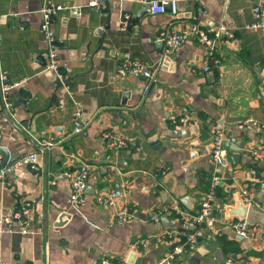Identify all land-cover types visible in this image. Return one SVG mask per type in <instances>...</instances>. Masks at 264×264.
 I'll return each mask as SVG.
<instances>
[{"label": "crops", "instance_id": "crops-1", "mask_svg": "<svg viewBox=\"0 0 264 264\" xmlns=\"http://www.w3.org/2000/svg\"><path fill=\"white\" fill-rule=\"evenodd\" d=\"M47 1L67 5L52 20L63 82L46 67L40 28L45 0H0V79L9 81L6 100L14 103L20 93L28 109L18 104L11 111L0 97V145L13 158L51 142L38 153L34 170L19 164L0 180V213L22 198H36L27 216L30 231L0 233L1 259L6 264H96L103 256L123 264L163 261L183 237L137 248L131 243L181 226L172 210L165 213L175 225L150 219L160 207L174 200L184 205L181 199L187 197L190 210L198 208L212 174L210 143L222 128L242 151L234 161V150L226 147L228 164L213 206L216 221L174 261L223 264L231 256L242 264H264V188L251 183L252 168L264 177V132L240 124L248 116L264 121V30L246 26L256 19L253 4L264 0H177L175 14L167 6L159 12L146 6L141 23L131 29L120 20L121 9L128 2L139 9L146 0H107L102 9L87 0ZM194 21L225 25L234 37L213 49L190 37L164 51L156 39L159 29L169 24L180 30ZM124 51L152 66L153 77H120L116 64ZM205 64L211 68L204 70ZM76 106L81 113L75 119ZM172 115L194 121L176 122ZM105 130L129 136L116 156L102 136ZM162 161L170 166L164 175ZM84 163L90 167L88 183L83 200L74 204L66 171ZM242 186L260 205L240 202ZM111 189L120 195L100 201ZM124 203L134 217L118 221L115 212ZM238 217L255 227L249 235L231 228L229 222Z\"/></svg>", "mask_w": 264, "mask_h": 264}, {"label": "built area", "instance_id": "built-area-1", "mask_svg": "<svg viewBox=\"0 0 264 264\" xmlns=\"http://www.w3.org/2000/svg\"><path fill=\"white\" fill-rule=\"evenodd\" d=\"M107 0H87V5L92 8L102 9L105 7ZM151 6L154 12L164 11L166 5H169V10L171 13L175 14L177 12V0H152ZM67 7V5L52 2L45 0L44 4L41 7V23L40 28L43 32L44 39L47 43L46 51V67L54 71L56 78L59 81L63 82V73L60 71L59 67V58L57 55V50L55 46L56 34L52 26V20L55 13ZM72 8V7H71ZM74 8V7H73ZM74 10V9H73ZM253 13L256 19L247 24L246 26L253 29H263L264 30V3L257 2L252 6ZM194 38L197 43L204 46L207 49H213L215 45L220 40H227L234 37V31L228 28L225 25H207L197 21L190 23L188 26L180 30H175L170 27L169 24L163 26L159 29L156 39L161 41L164 45V51L169 52L170 50L179 47L182 43L185 42L188 38ZM211 68L210 64H205L203 66L204 70H209ZM154 68L149 64L145 63L138 56L133 55L129 51H124L117 61L116 64V73L120 77H127L131 75L143 76L146 79H151L153 77ZM8 84H1V91L5 93L8 91ZM149 89V82L143 85V92H147ZM5 105L9 106L11 102L6 100L4 96ZM80 107L76 106L73 112V117H80ZM176 122H186L191 123L194 121L190 119L189 116H180L176 117L175 115L171 116ZM240 124L256 133L264 132V121L253 116H248L244 118ZM76 129H79L76 127ZM104 138H108L111 141L112 153L117 155L120 152V149L124 147L129 140V136L123 134L112 133L109 130L102 132ZM229 139L226 135V132L222 128L215 129L213 137L210 143V157L213 163L212 174L209 181V186L204 192L203 196L200 199L199 206L195 211H192L186 208L182 203L177 200H174L171 204L164 205L158 210L150 214V219L158 221L160 219V214L165 213L168 210H172L176 214V221L181 223L179 228H166L165 230L153 233L139 238L135 242L131 243L132 248H137L139 246H146L151 243L153 240L162 239L164 237H174L177 234V238L183 237V241L177 242L172 246V249L168 255L164 258L165 264H179L174 261V258L177 254L181 253L185 247H194L197 243V240L205 232V229L212 227L216 221L215 216L213 215V206L216 198L217 188L219 186L220 180L222 178V173L225 166L228 164L226 158V145L224 141ZM50 141L44 142L42 145L38 146L35 151L26 153L20 156L13 164L8 165L4 168H0V180L3 179L4 175L19 164H30L32 167H35L37 164V155L39 152H43L47 145H50ZM257 151H255L256 153ZM264 156V153H261ZM2 159V153L0 152V163ZM170 168L169 164L166 161H162L159 164V171L161 174H166ZM90 173V167L88 164H81L77 169L72 171H66V174L69 177L70 187H71V201L74 204H79L83 200V193L88 183V177ZM251 183L257 184L259 187L264 188V177L256 176V169H251ZM241 201L244 204L251 205H260V203L253 199V196L250 194L246 186L241 187ZM118 194L115 189H111L107 193H103L98 198L100 201L108 199L112 201L118 197ZM36 203V198L26 199L22 198L18 201L17 204L6 207L0 213V233L5 231H14L19 230L21 232L30 231L28 226L27 218L23 219L22 215L28 216L31 208ZM134 217V212L131 207L124 203L119 206L115 212V218L118 221H127ZM233 231L242 236H247L250 234L251 229H255L253 225H250L245 218L238 217L229 222ZM0 264H6L0 257ZM96 264H123L114 258L109 256L100 257L97 260ZM223 264H242L235 258L229 256L223 260Z\"/></svg>", "mask_w": 264, "mask_h": 264}, {"label": "water", "instance_id": "water-1", "mask_svg": "<svg viewBox=\"0 0 264 264\" xmlns=\"http://www.w3.org/2000/svg\"><path fill=\"white\" fill-rule=\"evenodd\" d=\"M151 4H152L151 0H146V3L143 4L141 8L137 9L135 4H133L132 2L126 3L125 6L120 11V20L125 22L127 29H131L135 24L141 23L142 17L144 16V12H145L144 9L146 8V6L151 7ZM166 6L169 9V5H166ZM104 26L107 27L108 24L106 23ZM1 82L4 84H7L9 81L0 79V97L3 101V103L5 104L4 96H6V97L8 96V91L5 93H2V91H1V84L2 83ZM26 99H27L26 96H23L19 93L18 99L14 103H11L9 106H7V108L11 109V111H13V109L16 105L21 104L25 110H28L25 106ZM224 144L227 147H229L231 150H234L235 153L230 154V157L234 161H236L239 158V152L242 151V148L239 147V142L235 138H229V139L224 141ZM0 151L2 152V159H1V163H0V168H4L8 165L13 164L20 157V156H17V157L11 158L10 157L11 156L10 150L6 146L0 145ZM27 165L31 170H34L30 164H27ZM13 169H14V167H12L11 170H13ZM3 179L4 180L7 179L6 174L4 175ZM117 193L120 194V191H117ZM239 200H240V202H242L241 196H240ZM181 201L184 203V205H186V207L188 209L191 208L190 204L187 201V197H182ZM136 215L139 216V214H136ZM213 215L215 216V214H213ZM217 215L220 216V213H217ZM242 215H244V214H242ZM61 216L62 215L59 216V219H61ZM22 218L26 219L27 217H26V215H22ZM160 220L166 226L175 225V222H176L175 220L170 219L166 213L160 214ZM191 262H192L191 260H188L184 264H191ZM157 264H165V262L161 261Z\"/></svg>", "mask_w": 264, "mask_h": 264}]
</instances>
